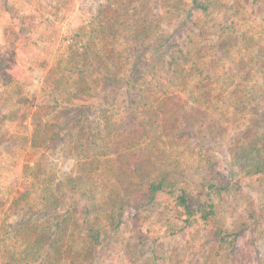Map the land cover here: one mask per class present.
Listing matches in <instances>:
<instances>
[{"label": "trees", "instance_id": "16d2710c", "mask_svg": "<svg viewBox=\"0 0 264 264\" xmlns=\"http://www.w3.org/2000/svg\"><path fill=\"white\" fill-rule=\"evenodd\" d=\"M186 1L191 4L186 18L193 16L192 9L214 23L210 30L203 22L191 23L195 29L185 30L177 37L170 35L160 45L161 68L170 75L173 87L181 89L173 90L170 95L173 102L156 104L152 101L154 92L149 89V95L144 96L149 100L144 117L147 128L135 137L139 141L132 139L126 150L118 154L109 147L103 149L92 144L90 137L78 130L81 141L74 148V155L83 163L76 175H67L61 182L38 162L27 164L23 174L28 177V187L15 203L28 201L34 195L36 205L43 211L63 212L56 214L51 222L22 218L11 225L4 239L0 264H67L68 259L87 260L109 235L121 232L128 220L135 219L142 211L156 209L162 202H170L182 225L167 228L169 234L191 232L198 224H208L218 216V200L234 194L241 179L264 178V64H260L262 47L253 50L254 34L264 33V19L257 30L255 20L243 12L247 6L264 11V0H234L235 3L229 0H144L141 3L139 0L140 11L135 10L137 20L133 24L122 18L128 17L127 11L114 10L107 22L92 31L81 29L85 41L79 49L71 50L63 64L57 65L54 90L67 103H72L90 94L101 76L111 84H118L125 71L122 49L157 36L185 11ZM30 26L38 24L29 21L25 29H31ZM239 43L243 52L234 60L232 54ZM199 44L207 47V53L196 50ZM249 64L252 66L246 70ZM252 69L258 70L257 76L250 74ZM11 89L20 101L18 111L25 114L22 93L18 88ZM147 89L140 92L144 94ZM166 106L173 107L170 108L173 117L181 115L185 121L181 128H173L176 132L171 142L160 136L159 118L172 114L163 108ZM187 106L192 113L203 109L205 120L202 117L196 120ZM97 109L104 128L112 127L108 110ZM227 110L240 118L238 131L250 125L253 134L230 145V165L234 170L225 174L212 146L215 133L222 130L213 128L223 122L220 119ZM205 122L208 128L204 127ZM47 131L44 125H37L30 146L45 147ZM186 138H194L199 148L195 166L201 175L196 183L187 167L182 166L181 156L165 150L166 145L177 147L176 143ZM111 168L114 171L109 173L118 178L113 181L115 184L103 181L107 175L105 170ZM232 172L240 181L232 177ZM245 231L224 230L222 234L217 230L215 237L232 255H240L242 249L238 242Z\"/></svg>", "mask_w": 264, "mask_h": 264}, {"label": "rangeland", "instance_id": "374dc122", "mask_svg": "<svg viewBox=\"0 0 264 264\" xmlns=\"http://www.w3.org/2000/svg\"><path fill=\"white\" fill-rule=\"evenodd\" d=\"M229 1L235 3L234 0ZM138 4L139 0H0V262L4 239L11 225H16L22 218L51 222L56 214L63 212L43 211L36 205L34 195L28 201L15 203L28 187V177L24 176L23 168L38 162L60 182L67 175H76L83 163L74 155V148L79 147L77 144L81 141L78 130L87 134L92 144L103 149L109 147L117 154L120 150L122 152L147 128L144 117L149 100L144 96L149 95L152 89L156 97L152 101L167 105L173 102L170 96L173 90L180 89L173 87L170 75L161 68L160 45L168 36L177 37L193 28L191 23L199 22L201 25L203 22L208 30L214 23L211 18L203 17L192 9L193 16L186 18L191 6L186 1L185 11L162 28L157 36L122 49L121 61L125 71L118 84H111L101 76L90 94L67 103L54 90L56 68L64 63L71 50L82 46L85 36L81 29L92 31L97 25L107 22L114 10L127 11L128 17L122 18L133 24L137 20L135 10L140 11ZM243 12L255 20L258 30L264 11L247 6ZM29 21L33 24L35 21L38 26H30L32 30H26ZM197 35L195 33L194 36ZM254 40V51L262 47L259 54L263 65L264 33H255ZM199 45L196 50L207 53V47ZM242 52V43H239L232 58L237 60ZM251 66L249 64L246 70ZM257 71L252 69L250 74L256 75ZM235 78L237 81L240 77ZM11 87L22 93L23 102L26 101L25 114L18 111L20 101ZM145 88L148 89L144 94L140 92ZM98 107L108 110L112 127L104 128ZM163 108L170 110L173 107ZM187 109L190 110L188 106ZM202 110H194L193 113L190 110L189 113L196 120H201V117L205 120ZM170 111L172 114L159 118L160 136L168 142L173 140L176 132L173 128H181L185 124L181 115L173 117V110ZM220 120L223 122L216 123L217 127L213 129L220 128L225 134L218 129L212 150L224 168L223 173L228 174L234 170L230 165V145L252 137L253 132L250 125L242 126L238 131L237 123L241 124V120L231 110L225 111ZM39 124L48 130L47 144L34 149L30 141ZM204 125L208 128L207 122ZM143 140L144 137L141 142ZM176 144L177 147L166 145L165 150L181 156L182 166L187 167L190 178L196 183L201 172L195 166L199 148L194 138H186ZM159 146L161 148L160 143ZM113 171V168L106 169L103 181L115 184L113 181L118 178L109 173ZM232 175L240 181V177L233 172ZM218 201L219 214L214 220L198 224L191 232L180 231L174 235L169 234L167 228H181L182 225L170 202H162L156 209L142 211L135 219L128 220L121 232L109 235L87 260L80 258L77 262L68 259L67 264H264V178L241 179L234 194ZM242 229L246 231L238 242L242 249L240 255H232L215 237L217 230L223 234L224 230L233 233Z\"/></svg>", "mask_w": 264, "mask_h": 264}]
</instances>
